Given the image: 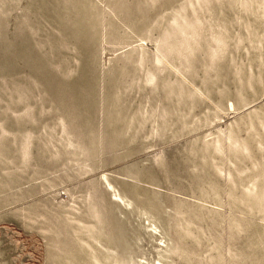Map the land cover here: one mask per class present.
<instances>
[{
  "label": "rangeland",
  "instance_id": "rangeland-1",
  "mask_svg": "<svg viewBox=\"0 0 264 264\" xmlns=\"http://www.w3.org/2000/svg\"><path fill=\"white\" fill-rule=\"evenodd\" d=\"M0 264H264V0H0Z\"/></svg>",
  "mask_w": 264,
  "mask_h": 264
}]
</instances>
